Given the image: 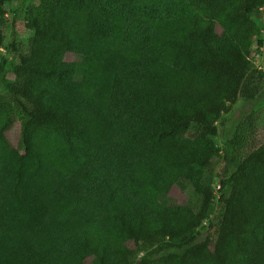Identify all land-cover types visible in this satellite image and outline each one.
Returning <instances> with one entry per match:
<instances>
[{
    "label": "trees",
    "instance_id": "1",
    "mask_svg": "<svg viewBox=\"0 0 264 264\" xmlns=\"http://www.w3.org/2000/svg\"><path fill=\"white\" fill-rule=\"evenodd\" d=\"M11 1L0 264H264V124L257 109L221 121L264 102V0H40L27 48L7 42ZM182 185L195 203H170Z\"/></svg>",
    "mask_w": 264,
    "mask_h": 264
},
{
    "label": "rangeland",
    "instance_id": "2",
    "mask_svg": "<svg viewBox=\"0 0 264 264\" xmlns=\"http://www.w3.org/2000/svg\"><path fill=\"white\" fill-rule=\"evenodd\" d=\"M40 0H12L9 4V13H8V24L6 27V37L7 42L11 41L15 36L16 40L19 42L21 46L27 48L29 46L31 40V33L25 27V16L26 11L30 7H34L39 5ZM256 21L262 28V34L259 38L262 42H264V9L260 10L256 15ZM3 55H8L5 49L2 50ZM66 60L69 62L81 61L82 58L75 55H68ZM252 61L256 68L264 71V44L260 45L257 41L254 46V51L252 55ZM9 77L14 79L12 74H9ZM5 94V92L3 93ZM254 109H257L260 116L261 122L264 124V102L261 103L258 107L253 103H244L243 101H238L228 113H225L222 116V120L228 130V127L231 125L232 119H239L243 117V115H248ZM14 124L12 125L10 131L7 133L10 142L17 148L21 149L22 141H21V125L19 120L15 119ZM220 124V123H219ZM230 129V128H229ZM228 138L231 137V133H228ZM216 144L221 147L222 143L220 137L215 139ZM221 159L217 158L212 167V185L215 190L216 200L218 199V190L219 185L216 178V172L221 167ZM170 203L171 204H192L195 203L197 198L193 194L189 185L177 186L174 188L172 193L170 194Z\"/></svg>",
    "mask_w": 264,
    "mask_h": 264
}]
</instances>
